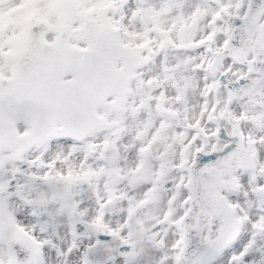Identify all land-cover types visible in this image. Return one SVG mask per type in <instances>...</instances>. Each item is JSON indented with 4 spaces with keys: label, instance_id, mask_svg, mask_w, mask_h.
Instances as JSON below:
<instances>
[{
    "label": "snow or ice",
    "instance_id": "snow-or-ice-1",
    "mask_svg": "<svg viewBox=\"0 0 264 264\" xmlns=\"http://www.w3.org/2000/svg\"><path fill=\"white\" fill-rule=\"evenodd\" d=\"M0 264H264V0H0Z\"/></svg>",
    "mask_w": 264,
    "mask_h": 264
}]
</instances>
